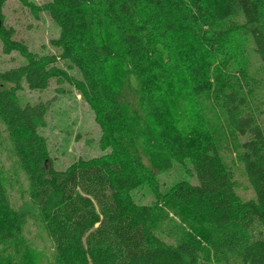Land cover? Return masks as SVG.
Here are the masks:
<instances>
[{
	"label": "trees",
	"instance_id": "obj_1",
	"mask_svg": "<svg viewBox=\"0 0 264 264\" xmlns=\"http://www.w3.org/2000/svg\"><path fill=\"white\" fill-rule=\"evenodd\" d=\"M3 3L0 0L2 51H16L25 61L0 70V124L26 177L27 192L46 221L53 244L51 263L264 264V238H257L253 229L258 225L264 232L261 0L31 3L33 14L47 12L59 29L50 41L58 53L43 55L13 37L14 30L3 17ZM237 6L242 24L230 19ZM142 14L144 19L137 23ZM237 33L234 47H243L213 67L217 46L232 41ZM162 41H171L167 55L158 54L166 49ZM114 47L131 66L115 94L97 79L104 59L117 54ZM59 60L67 68L58 65ZM170 67L176 76L165 92H184L189 81L195 84L186 96L195 101L210 94L241 138L237 161L251 197L243 199L236 192L232 166L203 114L192 117L198 121L194 132L187 131V123L177 128L180 121L175 115L173 124H168L164 98L153 96L159 90L156 78L171 74ZM210 73H215L212 80L207 78ZM51 79L65 80L79 91L100 128L99 146L104 150L58 170L39 132L45 124L46 104H21L17 94L22 83L44 89ZM153 156L165 158V169L178 164L197 182L159 183L148 169L150 160H156ZM8 185L0 166V264H18L32 247L23 237L25 212L13 207ZM144 185L152 194L150 203L137 202L132 194ZM32 253L25 255V264H41L44 254Z\"/></svg>",
	"mask_w": 264,
	"mask_h": 264
},
{
	"label": "rangeland",
	"instance_id": "obj_2",
	"mask_svg": "<svg viewBox=\"0 0 264 264\" xmlns=\"http://www.w3.org/2000/svg\"><path fill=\"white\" fill-rule=\"evenodd\" d=\"M46 1L4 0L2 6L5 23L14 30L13 37L23 41L28 49L37 55L58 53V49L50 42L52 38L58 36V26L47 12L40 11L35 15L30 8L32 4L40 6ZM24 61L25 58L16 51L4 53L0 43L1 71L18 66ZM58 65L67 68L66 64L60 60ZM71 72L78 76L75 69H72ZM17 94L21 104L39 101L46 104L45 124L39 129V132L46 139L55 169H65L78 158H90L104 152L99 146L100 128L94 120L93 112L81 97L79 91L69 82L51 79L44 89H30L25 83H22ZM163 101H165L164 105L168 112L165 116L170 120L168 124L171 125L173 124L171 119L174 118V111H172L174 106L171 105V100L164 99ZM202 114L207 118V123L217 138L216 141L222 156L232 166L236 181V192L243 199L251 197L250 184L243 175L242 168L237 161L241 138L228 126L222 110L217 105L215 108L208 110L198 109L194 111L193 118L199 115L203 118ZM153 159L156 160H150L148 169L150 173L154 174L159 183L167 186L176 179H188L193 183L197 182L178 164L172 163L171 166L165 169L167 164L165 158L157 160L153 156ZM0 166L4 169L9 182L6 192L13 207L25 212L23 237L32 247L31 252L20 253L24 254V257L20 258L18 264H25L27 261L25 255L34 256L32 252H35L36 255L44 254L45 258L41 264H53L51 263L53 244L46 230V221L40 215L38 207L32 202L27 192L26 177L18 167L2 124H0ZM132 194L135 200L140 203H150L153 200L150 190L145 185L135 189ZM253 229H255L254 234L257 238H264V232L259 230L258 225H254Z\"/></svg>",
	"mask_w": 264,
	"mask_h": 264
},
{
	"label": "clouds",
	"instance_id": "obj_3",
	"mask_svg": "<svg viewBox=\"0 0 264 264\" xmlns=\"http://www.w3.org/2000/svg\"><path fill=\"white\" fill-rule=\"evenodd\" d=\"M192 12L193 14H197L195 13V9H192ZM259 12L264 13V0H261ZM143 19L144 15L142 14L137 18L136 22L140 23ZM230 19L236 21L238 24L244 23L242 10L239 8V6L236 7V12L232 17H230ZM261 22L264 23V17H261ZM202 27H204L206 30L208 28L207 25H202ZM148 31H151V29H149ZM209 35H211V33H209ZM238 40L239 34L237 33L232 37V41L225 42L217 46L213 59V67H219L221 62H224L228 60L229 57L238 54L239 49L243 47L242 44L238 47H234L233 42H236ZM161 43L166 45V49H161V52L158 54L163 53L164 55H167L168 52L171 51V41H162ZM156 47L159 48V45H157ZM113 51L117 52V49L114 47ZM130 67L131 66L130 64H128L127 58L122 57L117 52V54L113 55L111 58L104 59L102 64L103 72L98 74L97 79L102 81L113 94L118 93L122 86V80L127 74V70ZM231 71L234 72L235 68L233 67ZM169 73L171 74H162L156 78V83L159 90L156 92L155 96H153V99L163 97L166 100H171L175 106L173 114L175 115L176 120L180 121L175 126L177 128H182L184 124L187 123L189 125L187 131L194 132V130L198 127V121L192 118L194 111H196L197 109L208 110L210 108H215L216 104L213 102L210 94H208V99H205L204 96H200L196 97L195 101L194 98L190 95L186 96V93H188L191 88H194L196 86L190 81L188 88H186L184 92L169 91L166 93L165 88L169 85H173L174 77L176 76L175 73L171 72V67L169 68ZM213 75H215V73H210L207 78L209 80H212ZM213 87H216V85L213 84ZM228 91V89H225V93H227ZM217 111L219 110L217 109ZM153 131H155V128H153Z\"/></svg>",
	"mask_w": 264,
	"mask_h": 264
}]
</instances>
